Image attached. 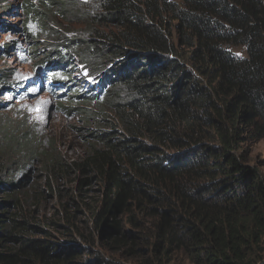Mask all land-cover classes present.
Instances as JSON below:
<instances>
[{
  "label": "trees",
  "instance_id": "16d2710c",
  "mask_svg": "<svg viewBox=\"0 0 264 264\" xmlns=\"http://www.w3.org/2000/svg\"><path fill=\"white\" fill-rule=\"evenodd\" d=\"M53 2L83 28L47 45L41 75L99 115L82 156L32 158L77 176L89 219L35 222L0 157V264L264 261V173L247 164L264 138V0Z\"/></svg>",
  "mask_w": 264,
  "mask_h": 264
},
{
  "label": "rangeland",
  "instance_id": "374dc122",
  "mask_svg": "<svg viewBox=\"0 0 264 264\" xmlns=\"http://www.w3.org/2000/svg\"><path fill=\"white\" fill-rule=\"evenodd\" d=\"M79 1L89 8L95 5L94 0ZM0 6L8 8L0 13V157L14 174L13 183H20L16 195L26 215L43 225L56 222L67 226L68 210L67 214L75 216V225L84 228L89 216L80 204L88 199L83 190H77V176L55 177L41 167L37 157L32 158L39 153L60 154L69 162L82 156L84 132L94 127L99 115L92 102L66 96L59 88L48 90L41 75L39 60L47 45L56 41L55 37L80 36L82 24L61 17L53 0H0ZM230 49L246 55L243 46ZM35 50H40L37 56ZM248 151L247 164L264 173V138L248 145ZM52 233L77 240L73 229L59 228ZM175 264L190 263L179 257Z\"/></svg>",
  "mask_w": 264,
  "mask_h": 264
},
{
  "label": "water",
  "instance_id": "95a60500",
  "mask_svg": "<svg viewBox=\"0 0 264 264\" xmlns=\"http://www.w3.org/2000/svg\"><path fill=\"white\" fill-rule=\"evenodd\" d=\"M261 264H264V262H262Z\"/></svg>",
  "mask_w": 264,
  "mask_h": 264
}]
</instances>
